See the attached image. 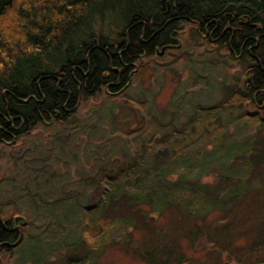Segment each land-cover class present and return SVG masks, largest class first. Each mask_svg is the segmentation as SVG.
<instances>
[{
  "label": "trees",
  "instance_id": "16d2710c",
  "mask_svg": "<svg viewBox=\"0 0 264 264\" xmlns=\"http://www.w3.org/2000/svg\"><path fill=\"white\" fill-rule=\"evenodd\" d=\"M182 23L194 24L197 35L239 62L238 88L227 100L189 113L188 130L179 129L182 121L162 129V116L146 110L145 124L152 126L141 125L137 135L146 136L154 127L162 129V138L145 141L117 172V158H111L109 178L88 182L98 191L103 188L101 198L90 205L88 237L116 223L115 213L107 214L109 208L125 217L130 206L146 224L155 217L150 208L160 212L175 206L189 217L206 216L211 208L224 210L226 202L243 195L257 178L264 191V141L257 134L264 128V0H0V145L42 125L67 123L81 104L100 94L112 99L125 94L145 59L159 48L178 45ZM108 26L117 28L115 36L105 32ZM234 119L254 133L226 142L225 131ZM220 151L227 159L242 151L239 167L227 173L214 166L213 173H204L202 164L208 166ZM225 182L228 191L220 195ZM199 206L207 209L198 211ZM19 213H0V264H12L13 258L16 264H43L52 251L43 249L41 238L28 235V220ZM124 219L127 223L132 218ZM257 226V235L252 232L255 251L264 245V221ZM229 229L226 235L222 230L223 242ZM212 246L225 247L219 240ZM22 247L29 255L16 256ZM79 248L76 242L74 249ZM92 249L83 263L75 264H93L101 250ZM142 259L154 264L146 254Z\"/></svg>",
  "mask_w": 264,
  "mask_h": 264
},
{
  "label": "rangeland",
  "instance_id": "374dc122",
  "mask_svg": "<svg viewBox=\"0 0 264 264\" xmlns=\"http://www.w3.org/2000/svg\"><path fill=\"white\" fill-rule=\"evenodd\" d=\"M180 26L178 45H168L164 53L159 48L151 59H145L125 94L115 99L100 94L81 104L67 123L42 125L12 144L0 145V213L5 216L16 210L26 217L28 235L41 238L43 249L52 251L43 264L83 263L89 247L101 250L93 264H151L142 259L144 254L153 257L154 264H264V245L256 251L252 246L257 241L254 228L264 221L259 178L243 195L226 202L224 210L211 208L206 216H185L175 206L160 212L150 208L155 217H148L144 224L130 206L124 209L125 217L109 208L107 214L115 213L116 223L93 238L85 232L91 224L90 205L101 198L103 190L92 186L102 176L108 177L111 158H117V172L123 159L138 153L145 141L159 142L164 126L170 129L182 121L185 125L179 129L188 130L189 113H195L198 106L227 100L238 88L239 62L197 35L194 24ZM105 29L115 36L117 28ZM146 110L160 114L166 125L161 130L152 127L141 137L136 130L145 124ZM253 133L235 120L231 130L225 131V140L234 143ZM257 134L264 141V128ZM240 153L233 151L231 159L224 152L216 153L208 166L202 164L203 172L213 173L216 166L233 173L239 167ZM192 178L196 179V172ZM205 179L213 181V177ZM226 185H221L220 195L228 191ZM204 209L207 206L198 207V211ZM127 217L132 222L127 224ZM200 228L203 231L197 233ZM228 228L229 238L223 242L222 230L226 235ZM217 240L225 246L222 251L212 246ZM76 242L79 251L74 249ZM25 250L22 247L16 256L29 255Z\"/></svg>",
  "mask_w": 264,
  "mask_h": 264
},
{
  "label": "water",
  "instance_id": "95a60500",
  "mask_svg": "<svg viewBox=\"0 0 264 264\" xmlns=\"http://www.w3.org/2000/svg\"><path fill=\"white\" fill-rule=\"evenodd\" d=\"M166 47H167V46H164V47L162 48L161 53H164V52H165ZM158 53H160V52H158Z\"/></svg>",
  "mask_w": 264,
  "mask_h": 264
}]
</instances>
